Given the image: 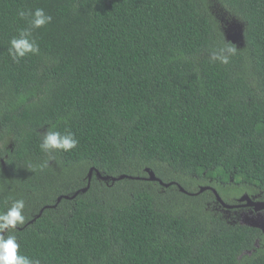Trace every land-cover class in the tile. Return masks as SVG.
Instances as JSON below:
<instances>
[{
    "label": "trees",
    "instance_id": "1",
    "mask_svg": "<svg viewBox=\"0 0 264 264\" xmlns=\"http://www.w3.org/2000/svg\"><path fill=\"white\" fill-rule=\"evenodd\" d=\"M21 8L52 21L33 32L40 53L16 63ZM229 21L244 41L227 38ZM225 42L229 63L211 61ZM50 124L77 148L49 159ZM214 189L228 204L264 199V0H0V210L25 200L22 253L264 264V232L224 213Z\"/></svg>",
    "mask_w": 264,
    "mask_h": 264
},
{
    "label": "clouds",
    "instance_id": "2",
    "mask_svg": "<svg viewBox=\"0 0 264 264\" xmlns=\"http://www.w3.org/2000/svg\"><path fill=\"white\" fill-rule=\"evenodd\" d=\"M17 15L26 22L25 27L17 30V34L9 40L8 54L13 62L19 63L28 55H38L40 47L33 35L34 30L43 28L51 23L52 16L43 8L34 10L18 9ZM235 47H230L226 42L210 54V60L221 64H228L231 55L236 52ZM79 140L70 130L60 131L55 124L40 133L39 147L42 152L52 158L54 150L70 152L77 148ZM49 160L39 165L40 169L47 167ZM32 171L35 167L29 166ZM25 200L23 198L12 199L10 206L0 210V264H40V261L22 253L21 245L17 240L15 231L18 226H23L26 221L24 215Z\"/></svg>",
    "mask_w": 264,
    "mask_h": 264
},
{
    "label": "water",
    "instance_id": "3",
    "mask_svg": "<svg viewBox=\"0 0 264 264\" xmlns=\"http://www.w3.org/2000/svg\"><path fill=\"white\" fill-rule=\"evenodd\" d=\"M226 34H227V38L234 41V42H242L244 41V35H243V31L241 29V26L239 25V31L238 33L234 36L231 34V32H228L226 30ZM148 172L150 174V179L151 180H158V178L156 177L155 173L153 171H150L148 169ZM92 173L93 170H91L90 172V181H91V177H92ZM97 174L101 177V173L98 171ZM124 176H121V178H123ZM104 179H108L109 177H103ZM113 180H116V178H113ZM161 182V184H164L161 180H159ZM167 186H169V184H165ZM88 189V187L83 189V192H86ZM205 188H202L201 191H203ZM217 196L218 201L222 204V206H224L227 209H232L234 207H240V206H235L232 204H228L226 203L222 197L218 194L217 190L214 189L213 190ZM68 198V197H67ZM61 200V198L59 199V201ZM244 201H248L247 205L248 206H254L255 210L251 211V212H244L243 213V218L241 219V223L245 224L247 226H251V227H255V228H259L264 232V213H262V209H264V202H254L253 199L248 195L245 194L244 196H242L240 198V202H244ZM258 244V243H257Z\"/></svg>",
    "mask_w": 264,
    "mask_h": 264
},
{
    "label": "flooded vegetation",
    "instance_id": "4",
    "mask_svg": "<svg viewBox=\"0 0 264 264\" xmlns=\"http://www.w3.org/2000/svg\"><path fill=\"white\" fill-rule=\"evenodd\" d=\"M240 198L236 199L238 201V203L232 204V205H235V206L237 205L240 207H234L232 209H227L224 207L223 212L228 214V216H231L233 214L237 217L238 220L241 221V219L243 218V213L254 211L255 207L254 206H248L247 205L248 201L240 202ZM253 201L254 202H264V199H254L253 198ZM261 211H262V213H264V209H262Z\"/></svg>",
    "mask_w": 264,
    "mask_h": 264
},
{
    "label": "rangeland",
    "instance_id": "5",
    "mask_svg": "<svg viewBox=\"0 0 264 264\" xmlns=\"http://www.w3.org/2000/svg\"><path fill=\"white\" fill-rule=\"evenodd\" d=\"M226 30L235 36L239 31V24L235 21H229Z\"/></svg>",
    "mask_w": 264,
    "mask_h": 264
}]
</instances>
